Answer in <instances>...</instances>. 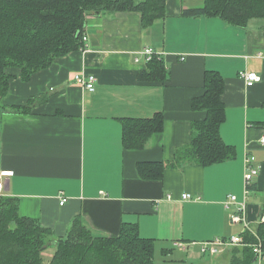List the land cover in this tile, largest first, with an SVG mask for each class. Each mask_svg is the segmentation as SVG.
Returning <instances> with one entry per match:
<instances>
[{
    "label": "crops",
    "instance_id": "crops-1",
    "mask_svg": "<svg viewBox=\"0 0 264 264\" xmlns=\"http://www.w3.org/2000/svg\"><path fill=\"white\" fill-rule=\"evenodd\" d=\"M202 5L166 0V16L150 27L137 11L89 14L86 49L56 58L28 80L14 71L0 99V171L13 172L0 198L17 197L23 216L53 230L44 253L55 251L56 240L80 216L95 233L110 236L123 223L137 224L142 237L156 240V264H228L233 247L211 255L201 252L200 242L242 231L230 224L224 202L229 194L245 199L247 152L261 165L247 198V218L257 229L264 204V128L257 125L264 121V18L237 27L182 14ZM146 47L162 57L166 80L139 76L148 66L140 53ZM206 70L224 77L220 132L236 157L209 166H168L161 179L143 178L139 162L173 161L176 150L191 142L193 123L206 117L192 108L204 92ZM242 71L257 72L261 80L248 86ZM77 73L96 76L94 91L73 80ZM157 112L164 114V129L145 148L126 149L120 119ZM176 240L189 245L180 249Z\"/></svg>",
    "mask_w": 264,
    "mask_h": 264
},
{
    "label": "trees",
    "instance_id": "trees-1",
    "mask_svg": "<svg viewBox=\"0 0 264 264\" xmlns=\"http://www.w3.org/2000/svg\"><path fill=\"white\" fill-rule=\"evenodd\" d=\"M140 12L142 25L150 27L167 14L166 0H0V99L5 97L18 70L24 80L49 67L53 61L81 50L89 14L101 12ZM187 17H214L246 27L250 20L264 18V0H203L199 7L184 8ZM168 70L159 55L148 61L139 76L166 80ZM225 81L218 70L204 73V92L192 100V108L205 111L202 121L193 123L191 142L175 153L171 162L143 161L139 174L145 179H161L166 167L187 163L209 166L234 159L236 148L222 138L220 128L226 120L222 100ZM122 140L126 149H143L150 137L164 129V114L152 117H124ZM257 125L264 128V121ZM255 189L253 184L250 190ZM264 204L256 233L246 231V243L234 246L228 264H256L254 244L264 252ZM54 232L36 218L20 213L19 199L0 198V264H43V254L52 243ZM156 240L142 237L137 224L123 223L118 235L95 233L76 216L66 235L56 240L47 264H156Z\"/></svg>",
    "mask_w": 264,
    "mask_h": 264
},
{
    "label": "built area",
    "instance_id": "built-area-1",
    "mask_svg": "<svg viewBox=\"0 0 264 264\" xmlns=\"http://www.w3.org/2000/svg\"><path fill=\"white\" fill-rule=\"evenodd\" d=\"M84 47L82 50L86 49V42L88 37L83 35ZM141 55L146 57V61H150L154 55H159L153 48L146 47L141 52ZM136 60H139L137 58ZM246 84L248 86L253 85L256 82L261 80V76L254 71H242L240 73ZM73 80L80 86H83L85 89L94 91L96 76L92 74L85 73H77L74 75ZM260 142L264 145V135L260 138ZM244 167H245V199L243 201H238L237 196L234 194H229L227 200L224 202V206L228 211L229 222L232 225H241L242 231L238 235L231 236L229 238H215L212 240L200 242V248L202 253H208L211 255H218L227 247L234 246H242L246 243L243 239V233L246 231H250L251 233L257 235L256 230L252 229V224L247 218V198L249 193L251 192L250 187L253 185L255 178L259 175L261 170V165L257 162L255 155L251 152H247L244 158ZM12 171H0V195L3 194L6 188V177L12 175ZM184 199L191 198V194H183ZM66 198L63 197L61 200V204L66 202ZM261 221V219H260ZM264 221V217L262 218ZM196 244L197 242H192ZM189 243L184 241L176 240L174 242V246L180 249H186ZM254 251L257 255L258 261H262L264 259V252L261 247V243L254 244Z\"/></svg>",
    "mask_w": 264,
    "mask_h": 264
},
{
    "label": "rangeland",
    "instance_id": "rangeland-1",
    "mask_svg": "<svg viewBox=\"0 0 264 264\" xmlns=\"http://www.w3.org/2000/svg\"><path fill=\"white\" fill-rule=\"evenodd\" d=\"M257 159V158H256ZM258 162V161H257ZM53 252H54V249H50V250H48V252L47 253H44L43 254V258H44V262H43V264H47L48 263V261L50 260V258L52 257L51 255H53ZM158 259V258H157ZM157 261H159V260H157ZM156 261V262H157ZM264 261V259L262 260V261H259V263H262ZM158 263V262H157Z\"/></svg>",
    "mask_w": 264,
    "mask_h": 264
}]
</instances>
